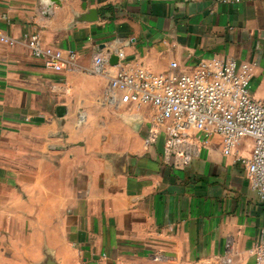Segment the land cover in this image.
<instances>
[{
    "label": "crops",
    "instance_id": "crops-1",
    "mask_svg": "<svg viewBox=\"0 0 264 264\" xmlns=\"http://www.w3.org/2000/svg\"><path fill=\"white\" fill-rule=\"evenodd\" d=\"M0 33L16 39L0 43V264H255L264 201L221 136L193 132L175 168L163 135L144 146L151 106L109 103L88 67L96 53L110 72L234 58L264 102V0H0ZM31 33L74 50V68H46Z\"/></svg>",
    "mask_w": 264,
    "mask_h": 264
},
{
    "label": "built area",
    "instance_id": "built-area-1",
    "mask_svg": "<svg viewBox=\"0 0 264 264\" xmlns=\"http://www.w3.org/2000/svg\"><path fill=\"white\" fill-rule=\"evenodd\" d=\"M23 40L31 55L42 60L46 68L54 72L74 68V50L63 52L45 46L37 33L28 34ZM15 42V38L0 33V43ZM117 58L112 67L124 59L122 51L117 52ZM108 66L107 58L96 53L88 72L107 77L104 95L109 103L148 104L152 108L145 147L163 135L172 165L184 169L199 150L193 132H216L221 136L223 154H234V161L246 170L251 189L264 201V102L250 94L251 63L234 58L199 59L188 71L180 70L173 61L160 73L142 66H120L110 72ZM245 140H250V146L239 153ZM252 252L255 264H264V230ZM161 258L154 254L151 261L141 264H158Z\"/></svg>",
    "mask_w": 264,
    "mask_h": 264
},
{
    "label": "water",
    "instance_id": "water-1",
    "mask_svg": "<svg viewBox=\"0 0 264 264\" xmlns=\"http://www.w3.org/2000/svg\"><path fill=\"white\" fill-rule=\"evenodd\" d=\"M261 42H262V44H263V47H264V40H262ZM112 59H113V58H111L110 60H112Z\"/></svg>",
    "mask_w": 264,
    "mask_h": 264
}]
</instances>
